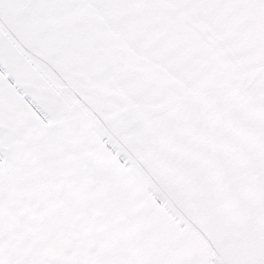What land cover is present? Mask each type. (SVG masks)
<instances>
[{"label": "snow or ice", "instance_id": "obj_1", "mask_svg": "<svg viewBox=\"0 0 264 264\" xmlns=\"http://www.w3.org/2000/svg\"><path fill=\"white\" fill-rule=\"evenodd\" d=\"M0 264H264V0H0Z\"/></svg>", "mask_w": 264, "mask_h": 264}]
</instances>
